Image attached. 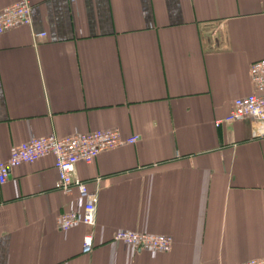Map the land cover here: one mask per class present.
<instances>
[{
    "label": "crops",
    "instance_id": "obj_1",
    "mask_svg": "<svg viewBox=\"0 0 264 264\" xmlns=\"http://www.w3.org/2000/svg\"><path fill=\"white\" fill-rule=\"evenodd\" d=\"M23 0H0V11ZM31 26L0 34V161L34 137L117 129L135 144L76 172L97 191L95 226L54 189V158L0 184V264H237L264 257V136L224 119L253 92L264 0H25ZM34 33L45 36L33 38ZM172 237L169 252L112 242ZM91 233L93 249L82 253Z\"/></svg>",
    "mask_w": 264,
    "mask_h": 264
},
{
    "label": "built area",
    "instance_id": "obj_2",
    "mask_svg": "<svg viewBox=\"0 0 264 264\" xmlns=\"http://www.w3.org/2000/svg\"><path fill=\"white\" fill-rule=\"evenodd\" d=\"M20 26H31V6L25 0L13 3L0 11V34ZM44 36V32H33L34 39ZM248 73L253 92L234 99L227 116L215 124L218 126L221 123L250 119L264 136V59L253 62ZM138 138V135L123 137L117 129L75 133L61 138L55 135L34 137L9 148L6 159L0 161V184L8 180L10 171L15 167L52 156L58 174L54 189L64 194L76 190L78 198L83 202L80 210L60 213L57 217V228L67 231L77 224L94 227L98 194L97 191L89 190L86 183L78 177L76 166L80 162L91 164L99 153L122 145L135 144ZM112 242H121L139 251L163 253L169 252L173 245L172 237L167 235L125 230L116 231ZM92 249V234L88 233L82 239V253H89ZM237 264H264V257Z\"/></svg>",
    "mask_w": 264,
    "mask_h": 264
}]
</instances>
